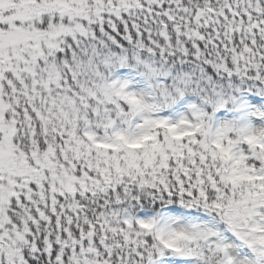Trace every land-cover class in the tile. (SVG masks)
I'll list each match as a JSON object with an SVG mask.
<instances>
[{
  "label": "snow or ice",
  "instance_id": "1",
  "mask_svg": "<svg viewBox=\"0 0 264 264\" xmlns=\"http://www.w3.org/2000/svg\"><path fill=\"white\" fill-rule=\"evenodd\" d=\"M0 264H264V0H0Z\"/></svg>",
  "mask_w": 264,
  "mask_h": 264
}]
</instances>
